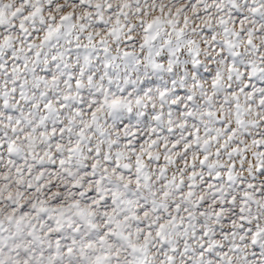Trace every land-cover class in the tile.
<instances>
[{
  "label": "snow or ice",
  "instance_id": "1",
  "mask_svg": "<svg viewBox=\"0 0 264 264\" xmlns=\"http://www.w3.org/2000/svg\"><path fill=\"white\" fill-rule=\"evenodd\" d=\"M0 264H264V0H0Z\"/></svg>",
  "mask_w": 264,
  "mask_h": 264
}]
</instances>
